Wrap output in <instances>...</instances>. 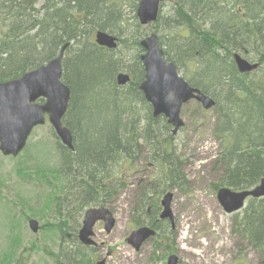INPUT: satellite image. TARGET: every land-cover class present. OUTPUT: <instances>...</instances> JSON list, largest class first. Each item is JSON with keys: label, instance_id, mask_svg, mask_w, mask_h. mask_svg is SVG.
<instances>
[{"label": "trees", "instance_id": "16d2710c", "mask_svg": "<svg viewBox=\"0 0 264 264\" xmlns=\"http://www.w3.org/2000/svg\"><path fill=\"white\" fill-rule=\"evenodd\" d=\"M139 1L0 0V82L38 68L69 44L62 60V81L70 99L62 124L70 130L73 144V150L67 149L52 131L58 165L49 171L38 169V174L44 179L52 176L54 188L41 207L27 208V219L43 217L47 205L56 210L58 220L42 224L37 233H53L56 245L47 249L35 239L26 241L22 224L15 222L12 211L7 219L0 198L9 243L0 253V264L12 260L19 264L34 250L44 253L46 264H95L93 248L82 246L76 237L81 217L90 207L112 206L124 189L123 179L143 154L153 172L149 182L139 186L130 223L159 232L151 240L150 261L175 252L168 242L172 230L158 219V198L173 189L186 191L188 181L171 127L162 116L153 117L139 90L144 79L140 41L150 31L159 35L164 59L178 72L184 71L190 86L215 102L210 110L212 134L219 141L212 161L218 177L211 184L214 193L221 187L250 189L264 179V3L172 0L171 19L161 23L160 11L155 24L142 27L136 17ZM96 31L115 35L116 49L97 46ZM234 54L256 62V71L240 74ZM120 72L130 76L125 86L117 84ZM198 110L208 112L200 106ZM30 150L27 145L17 163ZM231 228L256 254L257 264H264V198L248 200L233 216Z\"/></svg>", "mask_w": 264, "mask_h": 264}, {"label": "rangeland", "instance_id": "374dc122", "mask_svg": "<svg viewBox=\"0 0 264 264\" xmlns=\"http://www.w3.org/2000/svg\"><path fill=\"white\" fill-rule=\"evenodd\" d=\"M171 9L172 0H166L161 10V23L172 15ZM183 73L181 70V76ZM181 117L185 125L175 136L174 147L183 163L182 170L188 181V189L184 192L173 189L171 209L174 225L172 239L169 237L168 241L178 256V264H257L256 254L232 233L234 215L224 213L211 188V184L218 178L212 171V161L219 151V141L212 134L213 113L200 114L198 104L191 102L181 111ZM96 120L97 116L93 115L92 123ZM55 142L51 127L46 122L32 132L28 141L31 147L29 156L27 154L17 163V160L0 154V198L4 200L9 215L7 219L14 213L15 222L22 224L24 239H35L41 248L47 249L56 245V235L49 231L32 234L27 224V217L30 216L27 208L41 207L54 188V178L50 175H47V179L42 178L38 169L49 171L58 165ZM144 156L140 157L130 174L123 179L124 189L110 207L115 218L112 231L106 233L102 223L94 227L93 239L98 245L96 261L104 259L105 264H166V255L157 262L149 260L151 244H145L136 252L126 243L139 186L149 182L153 172L147 166ZM47 207L41 214L43 217H33L40 226L46 222L53 223L56 218L58 220L56 210L49 205ZM6 237L7 226L4 215L0 213V253L8 249ZM10 263L16 264L15 260ZM46 263L44 253L34 250L30 255H24L19 264Z\"/></svg>", "mask_w": 264, "mask_h": 264}, {"label": "water", "instance_id": "95a60500", "mask_svg": "<svg viewBox=\"0 0 264 264\" xmlns=\"http://www.w3.org/2000/svg\"><path fill=\"white\" fill-rule=\"evenodd\" d=\"M163 0H140L136 16L141 25L146 26L156 22L159 4ZM264 2V0H261ZM95 42L108 49L116 48V37L98 31ZM143 54L140 61L144 68V80L139 86L145 101L152 107L153 116H163L167 124L172 126V134L183 126L180 110L184 104L194 100L203 109L209 110L215 102L198 89L190 85L178 75L173 63L163 58V51L158 43V36L151 33L140 42ZM67 45L59 54L46 64L25 73L18 79L0 83V153L5 157H16L25 147L27 139L36 126L45 123V116L62 145L73 150L70 131L62 125V118L67 110L70 91L62 82L61 61ZM239 73H249L257 68V63H250L239 55L234 56ZM129 81L127 74H119L117 83L121 86ZM42 100V103H38ZM248 197H264V179L251 191L232 192L226 188L217 191V201L223 211L231 214L239 211ZM173 194L166 193L160 202L161 220H169L173 226L171 202ZM104 223V230L109 233L114 226V219L109 209L104 207L90 208L83 217L82 227L78 232V240L86 246L94 245L91 240L93 226L96 222ZM33 233L39 229L35 220L28 222ZM155 231L150 227H140L133 230L127 238V243L136 251L150 238ZM104 261L99 262L103 264ZM167 264H177V257L171 255Z\"/></svg>", "mask_w": 264, "mask_h": 264}, {"label": "bare ground", "instance_id": "6f19581e", "mask_svg": "<svg viewBox=\"0 0 264 264\" xmlns=\"http://www.w3.org/2000/svg\"><path fill=\"white\" fill-rule=\"evenodd\" d=\"M41 4V2L39 3V5ZM168 19H171V17H169ZM170 21V20H169ZM169 21H168V23H169ZM235 55H238V54H234L233 56H232V58H233V61H234V56ZM240 56V55H239ZM249 61V60H248ZM256 63V62H255ZM234 65H235V63H234ZM236 66V65H235ZM236 69H237V67H236ZM221 188H226V189H229L230 191H232V192H246V191H251V190H253L254 189V187L253 188H250V189H245V190H234V189H231V188H229V187H221ZM188 189V188H187ZM163 196L164 195H162V196H160L159 198H158V202H159V206H160V211L162 210V207H161V204H160V202L162 201V199H163ZM260 198H264V197H259V198H252V197H248V200H250V199H260ZM138 199H139V196H138ZM113 205V204H112ZM241 212V211H240ZM239 212V213H240ZM170 227V226H169ZM170 229H171V227H170ZM159 232H157V231H155V235H154V237L158 234ZM165 255L167 256L168 254L167 253H165ZM164 255V256H165Z\"/></svg>", "mask_w": 264, "mask_h": 264}]
</instances>
